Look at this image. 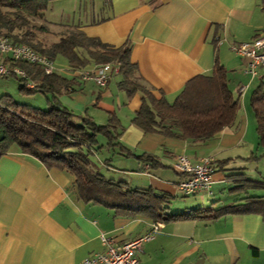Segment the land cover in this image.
<instances>
[{"label":"crops","instance_id":"1","mask_svg":"<svg viewBox=\"0 0 264 264\" xmlns=\"http://www.w3.org/2000/svg\"><path fill=\"white\" fill-rule=\"evenodd\" d=\"M88 2L91 8L71 24L113 46L128 42L130 60L156 98L163 94L173 101L192 77L210 74L220 64L237 101L231 124L205 142L192 143L139 128L132 118L140 108L141 93L129 96L120 88L118 70L105 86L76 79L59 94L64 106L89 114L98 124H105L113 115L118 118L122 126L119 140L126 150L122 154L104 146L97 157L107 159L110 166L101 162L102 173L131 188L151 187L169 194L167 212L192 213L160 221L137 253L140 263L264 264V215L242 208L209 218L204 212H194L192 205L174 202L177 185L185 175L172 168L179 154L192 161L214 157L212 204L201 207L220 209L242 203L247 196L264 194V188L237 179L264 183V143H259L250 106L254 89L259 84L264 88V68L259 69V77H251L244 71L246 60L230 48L232 43L264 32V0ZM64 62L56 59L66 67ZM60 72L67 78L74 75L67 69ZM99 140L105 142L102 136ZM144 153L154 155L156 164L139 157ZM153 222L147 214L116 213L100 203L83 202L71 174L46 167L16 146L0 158V264H75L102 251L100 234L119 244L148 233Z\"/></svg>","mask_w":264,"mask_h":264},{"label":"trees","instance_id":"2","mask_svg":"<svg viewBox=\"0 0 264 264\" xmlns=\"http://www.w3.org/2000/svg\"><path fill=\"white\" fill-rule=\"evenodd\" d=\"M50 1L0 0V35L7 36L14 43H26L55 62L62 58L65 66L71 69H81L87 64L110 63L112 67L116 66L121 75L119 87L129 96L137 91L141 93V105L132 121L144 132L159 131L201 143L232 123L237 101L228 88L222 65L216 64L210 74L192 77L173 101H168L163 94L156 98L151 86L141 77L137 65L131 62L128 42L120 46L104 43L87 36L75 24L60 23L63 31L49 30L44 11ZM5 61L9 67L19 66L25 71L33 83L30 88L25 86L23 78L12 74L22 81L21 89L42 92L46 105L35 107L17 102L8 94L0 97V158L16 146L21 152L37 157L46 167H57L71 174L77 196L83 202L100 203L116 213H143L159 222L191 216L188 210L167 212L171 196L165 192L151 187L131 188L125 181L102 173L101 162L110 166L107 159L97 157L104 146L122 154L126 150L119 140L122 126L115 115L110 116L105 124H98L89 114L77 113L61 103L59 94L71 81L79 79L76 75L67 78L60 71L46 74L36 64L8 57ZM250 106L256 120L259 143H264V88L261 84L252 92ZM99 136L104 137V143L100 142ZM139 157L151 165L157 162L149 153ZM212 165L215 173V159ZM237 179L249 186L264 188V183ZM244 200L220 209H192L204 212L203 216L209 218L238 212L242 208L264 215V194L247 196Z\"/></svg>","mask_w":264,"mask_h":264},{"label":"built area","instance_id":"3","mask_svg":"<svg viewBox=\"0 0 264 264\" xmlns=\"http://www.w3.org/2000/svg\"><path fill=\"white\" fill-rule=\"evenodd\" d=\"M231 50L238 56L246 60L244 71L251 77H259V69L264 68V32L258 33L250 40L240 43H232ZM4 57L12 60L25 61L42 67L46 74L54 71L67 69L84 81H91L98 86H105L110 78L111 71H116L117 67L110 63L100 65L85 66L81 69H71L57 65L55 60L37 51L26 43H14L7 36L0 35V75L14 73L25 80V86L30 88L33 83L28 80L25 71L19 67H9ZM243 86L239 88L241 92ZM213 156H204L196 161H192L186 154H179L172 162V168L185 174V178L178 183V189L183 195H194L205 191L207 196L212 195L211 183L213 181L214 168ZM160 222H153L151 230L140 236L114 243L113 238L103 233L100 240L103 246L102 251L93 252L75 264H141L137 253L141 245L152 238Z\"/></svg>","mask_w":264,"mask_h":264},{"label":"rangeland","instance_id":"4","mask_svg":"<svg viewBox=\"0 0 264 264\" xmlns=\"http://www.w3.org/2000/svg\"><path fill=\"white\" fill-rule=\"evenodd\" d=\"M90 5L91 4L88 2V0H51L47 4L44 11L46 25L51 31H63L64 29L61 28L60 23L71 24L72 22L76 21V19L82 17L83 12L89 9V7L91 8ZM56 23H59V25ZM49 38H51V35L49 36ZM57 59L59 60L60 58ZM21 84L22 81H19L18 77L14 76L12 73L7 75H0V97L4 94H8L13 98L14 101L17 102H26L35 107L45 106V95L42 92H27L25 89H21ZM117 161L118 160L115 159L116 163ZM169 173L175 174L172 169L169 170ZM177 194L178 195L173 199L174 202H183L194 207L208 206L212 204L210 196H207L205 191H201L196 195L194 194L195 196H183L177 186Z\"/></svg>","mask_w":264,"mask_h":264}]
</instances>
